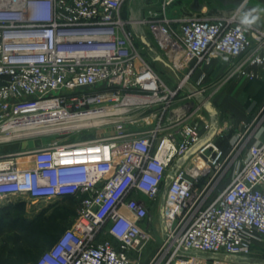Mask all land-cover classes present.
Masks as SVG:
<instances>
[{
	"label": "built area",
	"instance_id": "built-area-1",
	"mask_svg": "<svg viewBox=\"0 0 264 264\" xmlns=\"http://www.w3.org/2000/svg\"><path fill=\"white\" fill-rule=\"evenodd\" d=\"M178 1L147 0L132 18L128 0H0V208L80 199L32 264L264 254V138L246 146L248 124L229 147L201 143L200 99L215 58L229 65L221 86L259 77L264 26L241 22L249 0L217 14ZM153 48L171 74L144 55ZM155 214L162 239L143 256Z\"/></svg>",
	"mask_w": 264,
	"mask_h": 264
},
{
	"label": "rangeland",
	"instance_id": "rangeland-1",
	"mask_svg": "<svg viewBox=\"0 0 264 264\" xmlns=\"http://www.w3.org/2000/svg\"><path fill=\"white\" fill-rule=\"evenodd\" d=\"M202 3H205L206 10L205 13H222L226 12L233 7L234 5H224L219 0H200ZM190 0H179L176 9L183 13H190ZM148 7L147 0H128L124 14L132 18H140L146 15V10ZM248 10L257 9L261 11L258 20H263L264 25V0H249L247 5ZM173 12V11H172ZM171 12V13H172ZM258 20L256 22H258ZM260 23V22H258ZM135 31L139 34H147L146 29L143 26H135ZM149 37V36H148ZM149 39H151L149 37ZM152 40V39H151ZM153 42V41H152ZM144 55L157 67L163 74H171L170 68L168 65L158 60L156 57L159 55V51L155 48L153 50L146 49ZM218 74L211 75L208 82H206V91L200 97L203 103L202 116L210 119L211 121H216L217 124H223L224 131L226 133L232 132L234 128L241 129L242 127H230L229 118L232 115V111L227 108L223 102V98H228L231 100L232 89L235 85L241 81L247 85L252 82L245 80L239 76L234 77L230 81H227L224 85H220L223 81L224 76H219ZM243 95V96H242ZM244 94L234 96V101L240 102L244 99ZM235 97L237 99H235ZM243 97V98H242ZM232 98V99H233ZM252 97L247 99L245 106L246 111L248 112V106H250V101ZM262 106V98L257 97V102L251 109L252 114L258 113L260 107ZM250 111V109H249ZM264 111L261 113V115ZM225 122H228L225 125ZM254 126L251 127L252 131ZM27 142L21 143V147H25ZM33 144V142H30ZM6 146V149L16 148ZM20 147V148H21ZM246 149V147H245ZM243 150V152L245 151ZM78 198H65L61 200L54 201L52 203H35V204H26L20 208L22 216L26 219L24 227L31 226L32 232L30 235L25 236L20 241L17 240L16 236L18 234L23 235L26 231L24 228H7L0 230V248L3 245V241L9 236H14L13 241L10 244V249L14 252L23 251V255H18L15 257V253L9 258L6 257L1 264H32L45 250L49 249L52 243L56 240L57 236L67 228H69L77 219V207L79 205ZM13 212L18 213V210H13ZM28 229V228H27ZM162 239V225L159 219L158 214H155V219L152 227V237L148 245L146 246L143 256H147L154 247ZM236 262L242 264H264V254L260 251H254L252 254L244 257H236Z\"/></svg>",
	"mask_w": 264,
	"mask_h": 264
},
{
	"label": "crops",
	"instance_id": "crops-1",
	"mask_svg": "<svg viewBox=\"0 0 264 264\" xmlns=\"http://www.w3.org/2000/svg\"><path fill=\"white\" fill-rule=\"evenodd\" d=\"M205 5V3H204ZM190 7H191V3H190ZM206 5H205V9L203 11L206 10ZM191 10H193L191 8ZM256 11L253 13L254 15H258L260 16L261 11L255 9ZM201 11V12H203ZM249 11V10H248ZM205 13V12H204ZM260 22V23H258ZM259 25L263 24V20H258ZM262 23V24H261ZM229 65L227 63H225L224 61H221L218 58H215L213 63L206 67V71L208 72V78L207 81L210 79L211 75L218 74L219 76H224L227 73V69H228ZM259 74V77L257 79H253L250 80L246 77L243 76H239L241 78H244L245 80L252 82L249 85L239 81L235 87H233L232 89V94L230 95L232 98L234 96H238L241 94H244V99L240 102H235L234 98L231 100L229 99L230 97L223 98V102L225 103V105L227 106V108L229 110L232 111V115L229 118L230 124L232 125V127H242L241 129L238 128H234V130L232 132L226 133L224 131V127H222L223 124H218V128L220 127L222 130L221 132H217L215 135H213L211 137L212 140H214L220 147H229L233 137L236 135V133L238 131H242L248 124H251V127L254 126L253 130L247 132L246 136H245V144L246 146H248L250 143H252L253 141H255L257 139V137L260 138H264V113L261 115V113L264 111V69L257 67L256 68ZM219 76H216L215 78H219ZM243 96V95H242ZM249 97L251 98L250 101V106H248V112L246 111V101L247 99H249ZM257 97H261L262 98V106L260 107L258 113L256 114H252L251 113V109L253 108V106L256 104L257 102ZM243 98V97H242ZM235 99H237L235 97ZM250 109V111H249ZM210 120V119H209ZM211 124L212 121L210 120ZM228 122H225V125ZM210 129L208 131H204L202 130V138L207 137L208 133H209Z\"/></svg>",
	"mask_w": 264,
	"mask_h": 264
},
{
	"label": "trees",
	"instance_id": "trees-1",
	"mask_svg": "<svg viewBox=\"0 0 264 264\" xmlns=\"http://www.w3.org/2000/svg\"><path fill=\"white\" fill-rule=\"evenodd\" d=\"M24 205H25L24 203H17V204H9V205H6V206L0 208V230L5 229V227H7V228H15V229L24 228L26 230L23 233V235L18 234L16 236L17 240H19V241L22 238H24L25 236L30 235V232H32V229H30V227H31L30 225L29 226L26 225V227H24L26 219L22 216L21 212H19L20 208H22ZM13 210H18V213L13 212ZM59 235L57 236L56 240L58 239ZM13 237L14 236H9L8 235V238H6L5 240L6 241H11V240L13 241ZM13 253H15V257L18 256V255L19 256L20 255L24 256V254H25V252H23V251L14 252L13 250L10 249V245H8V247H6V248H0V264L3 263V260L6 257L9 258L11 255H13Z\"/></svg>",
	"mask_w": 264,
	"mask_h": 264
},
{
	"label": "water",
	"instance_id": "water-1",
	"mask_svg": "<svg viewBox=\"0 0 264 264\" xmlns=\"http://www.w3.org/2000/svg\"><path fill=\"white\" fill-rule=\"evenodd\" d=\"M191 1V8L195 11L201 12L205 9L204 3H202L200 0H190ZM224 5H239L243 0H219ZM248 11V8H246L245 12ZM145 41V40H144ZM160 59V58H159ZM218 130V124L216 121H212L210 131L207 135V137H204L201 139V143H204L211 139L213 135L217 133Z\"/></svg>",
	"mask_w": 264,
	"mask_h": 264
},
{
	"label": "clouds",
	"instance_id": "clouds-1",
	"mask_svg": "<svg viewBox=\"0 0 264 264\" xmlns=\"http://www.w3.org/2000/svg\"><path fill=\"white\" fill-rule=\"evenodd\" d=\"M255 11H256L255 9H252V10L245 12L241 22L244 25H248V26L255 24L256 21L259 19L258 15L253 14Z\"/></svg>",
	"mask_w": 264,
	"mask_h": 264
},
{
	"label": "flooded vegetation",
	"instance_id": "flooded-vegetation-1",
	"mask_svg": "<svg viewBox=\"0 0 264 264\" xmlns=\"http://www.w3.org/2000/svg\"><path fill=\"white\" fill-rule=\"evenodd\" d=\"M17 203H24L25 204V202L24 201H14V202H12V203H10V204H17ZM12 243V240L11 241H3V245H1V246H3V247H1V248H6V247H8V245H10Z\"/></svg>",
	"mask_w": 264,
	"mask_h": 264
}]
</instances>
